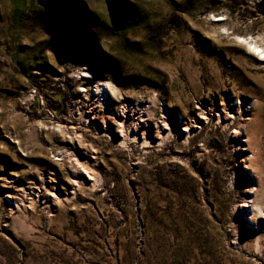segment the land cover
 Listing matches in <instances>:
<instances>
[{"label": "rangeland", "instance_id": "374dc122", "mask_svg": "<svg viewBox=\"0 0 264 264\" xmlns=\"http://www.w3.org/2000/svg\"><path fill=\"white\" fill-rule=\"evenodd\" d=\"M261 51L264 0H0V264H264Z\"/></svg>", "mask_w": 264, "mask_h": 264}, {"label": "bare ground", "instance_id": "6f19581e", "mask_svg": "<svg viewBox=\"0 0 264 264\" xmlns=\"http://www.w3.org/2000/svg\"><path fill=\"white\" fill-rule=\"evenodd\" d=\"M259 54H260V57L264 56V51H261ZM84 76H85V75H84ZM85 77H86V76H85ZM94 90H95V92H96V96H97L98 98H100V96H102V95H101V91H102V90L99 89L98 86H96ZM143 140L146 141V136L143 137ZM88 173H90V172H88ZM88 173H87V176H89ZM85 175H86V174H85ZM252 208H253V210H254L257 214H261V213H262V209H261L260 206L252 205Z\"/></svg>", "mask_w": 264, "mask_h": 264}, {"label": "snow or ice", "instance_id": "6c2138e0", "mask_svg": "<svg viewBox=\"0 0 264 264\" xmlns=\"http://www.w3.org/2000/svg\"><path fill=\"white\" fill-rule=\"evenodd\" d=\"M261 58L264 59V56H262Z\"/></svg>", "mask_w": 264, "mask_h": 264}]
</instances>
